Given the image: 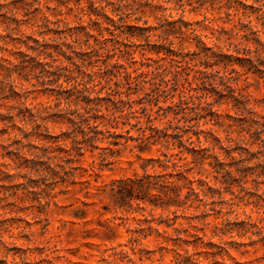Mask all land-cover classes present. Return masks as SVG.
I'll use <instances>...</instances> for the list:
<instances>
[{"label":"trees","instance_id":"16d2710c","mask_svg":"<svg viewBox=\"0 0 264 264\" xmlns=\"http://www.w3.org/2000/svg\"><path fill=\"white\" fill-rule=\"evenodd\" d=\"M58 1L67 12L73 11L76 23L64 22L61 27L51 28L52 21L44 16L37 27L46 30L37 32L53 36L41 40L32 37L31 44L23 42L27 51H18L14 61L3 59L10 79L4 77L2 82L9 84L13 97L24 100L28 92L38 91L51 94L55 100L53 105L41 110L21 101L16 113H1L5 126L2 132H8L6 129L11 126L26 139L32 135L24 129L29 123L41 140L24 151L23 147L30 140L24 144L17 139L22 144L7 152L12 165L7 162L3 164L5 168L18 169L16 175L24 178L33 171H42L41 166L48 167L47 163L54 157L69 164L84 150L97 148V141L118 136L107 127L116 125L103 120H117L122 116L127 119L126 116L137 113L131 125H137L139 132L135 139L140 150L160 143L161 139L178 148L174 154L164 152L162 158L154 159L157 166L169 170L160 190L171 193L177 206L183 207L192 196L197 197L203 192V186L209 191L216 190L210 184L211 179H207L208 174L206 178L201 177L206 171L202 167L204 162L211 167L212 180L224 184L239 179L248 169L254 170L255 165L260 164L264 172V160L249 165L253 156H264V116L249 105L248 94L235 87L241 74L245 78L248 74L256 75L264 81V0H252V3L246 0H158L153 6L158 11L174 7L181 11L186 7L189 11L202 9L201 21L211 22L217 18L222 23L211 28L210 36L197 33L192 22L184 20L182 15L176 19L163 16L155 25H148L145 20L139 24V17L134 23H128V0H87L86 3L76 0L73 5H69V0ZM167 2L172 5L163 4ZM25 6L32 7L33 2H25ZM207 12L211 17L205 14ZM234 17L235 23L226 26ZM202 37L210 38V44ZM135 38L139 42H135ZM108 41H112L111 45ZM136 53L139 59L135 58ZM100 55L104 58L98 63L96 57ZM16 67L25 70L24 80L32 89L22 87V82L13 78L12 70ZM139 90L142 95L137 99L130 97ZM100 93L104 94L100 96ZM102 100L109 103L103 105ZM133 102L138 104L137 108L132 107ZM221 104L229 105L228 109L234 111V115L225 114L228 122L218 110ZM111 105L114 108L119 105L120 111L126 112L114 115ZM153 106L157 116L170 114L161 129L153 126ZM15 116H21L22 125L16 124ZM142 116H145V125L140 124ZM48 120L65 124L66 128L51 135L45 123ZM208 123L212 125L202 127ZM99 124L104 129L99 128ZM215 125L223 126L225 140L233 141L234 147L222 144L213 129ZM229 129L236 137L230 136ZM67 139L70 148L61 143ZM202 140L210 144L201 146ZM252 145L256 148L252 149ZM53 151L57 154H50ZM178 160L183 162L178 163ZM145 166L142 165L140 177L118 182L114 193L120 204L150 193L152 175ZM3 172L13 177L8 171ZM194 173L198 176H190ZM171 178H175V182ZM182 188H186L183 198L180 197ZM203 204L206 206L205 200Z\"/></svg>","mask_w":264,"mask_h":264},{"label":"rangeland","instance_id":"374dc122","mask_svg":"<svg viewBox=\"0 0 264 264\" xmlns=\"http://www.w3.org/2000/svg\"><path fill=\"white\" fill-rule=\"evenodd\" d=\"M157 1L128 0L126 21L134 23V19L139 17V24L145 20L146 24L155 25L163 20V16L176 19L182 15L184 20L192 22L197 33L206 36H210L211 28L222 25L217 18L211 22L201 21L202 9L189 11L186 7L181 11L174 7L155 10L153 6ZM25 2H33V6L27 8ZM75 2L69 0V5ZM246 3H252V0H246ZM163 4L172 5L171 2ZM0 6H3L0 8V264H264L262 166L255 165L254 170L248 169L239 179L224 184L212 180L211 167L204 162L202 167L206 171L201 177L208 174L207 179H211L210 184L216 190L209 191L203 186V192L197 197L192 196L183 207L177 206L171 193L160 190V185L166 183L169 170L157 166L154 159L162 158L164 152L174 154L178 148L161 139L160 143L140 150L135 139L139 132L137 125H131L136 120L133 115L137 113L126 116L127 119L122 116L117 120H103L116 125L107 127L118 136L97 141V148L84 150L69 164L54 157L47 163L48 167L41 166L42 171H33L24 178L16 175L18 169L5 168L3 164L11 162L7 152L22 144L17 139L24 144L30 140L23 147L24 151L41 140L29 123L24 125V129L32 133L29 138H23L11 126L6 129L8 132H2L5 126L1 113H16L21 101L40 110L55 102L51 94L38 91L28 92L24 100L13 97L9 84L2 82L4 77L10 79L6 61H14L18 51H27L23 42L31 44L32 37L41 40L53 36L37 32L46 30L37 27L44 16L52 21L51 28L61 27L64 22L73 25L76 18L73 11L67 12L58 0H0ZM205 14L211 17L209 12ZM235 20L234 17L225 25L230 27ZM202 38L210 44V38ZM133 40L139 42L137 38ZM111 43L108 41V45ZM96 58L101 63L104 57ZM135 58L139 59V54L136 53ZM24 72L16 67L12 76L22 82V87L32 89L24 80ZM244 76H238L235 87L248 94L249 105L264 116V81L256 75ZM139 95H142L141 90L130 97L137 99ZM101 103L109 102L102 100ZM132 107L137 108L138 104L133 102ZM228 107L225 104L218 107L225 122H228L225 114L234 115ZM111 110L114 115L126 112L120 111L119 105ZM155 110L153 106L151 113L155 118L152 123L161 129L166 126L170 114L168 117L157 116ZM20 118L15 116L17 125L23 123ZM45 123L51 135H57L66 128L65 124L51 120ZM140 124L145 125V116L140 118ZM211 125L208 123L202 127ZM99 128L104 129V126L99 124ZM213 129L223 145L235 146L233 141L225 140L223 126L215 125ZM229 130L230 136L236 137V133ZM113 140L117 142L113 143ZM61 143L66 148L71 147L69 139ZM209 144L201 142V146ZM251 148L255 149L256 145ZM50 154H57V151ZM184 155L187 159L191 157L187 153ZM257 155L259 158L253 156L249 165L264 160L263 155ZM182 162L178 160V163ZM142 165H146V170L152 175L149 178L153 182L150 193L144 198L133 197L127 204H120L114 193L118 182L140 177ZM3 171H8L13 177H8ZM191 175L198 176L195 173ZM185 191L186 188L180 191L181 198Z\"/></svg>","mask_w":264,"mask_h":264}]
</instances>
